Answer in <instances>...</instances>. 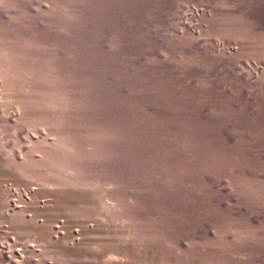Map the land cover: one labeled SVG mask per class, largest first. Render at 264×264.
<instances>
[{
  "label": "rangeland",
  "instance_id": "1",
  "mask_svg": "<svg viewBox=\"0 0 264 264\" xmlns=\"http://www.w3.org/2000/svg\"><path fill=\"white\" fill-rule=\"evenodd\" d=\"M0 264H264V0H0Z\"/></svg>",
  "mask_w": 264,
  "mask_h": 264
},
{
  "label": "bare ground",
  "instance_id": "2",
  "mask_svg": "<svg viewBox=\"0 0 264 264\" xmlns=\"http://www.w3.org/2000/svg\"><path fill=\"white\" fill-rule=\"evenodd\" d=\"M67 2H68V1H67ZM82 3H83V2H82ZM76 4H77V3H76ZM55 10H56V9H55ZM56 13H57V12H56ZM64 36H65V35H64ZM40 47H41V46H40ZM77 83H78V82H77ZM62 84H63V82H62ZM68 85H69V84H68ZM64 86H65V85H64ZM61 87H62V86H61ZM64 89H65V88H64ZM67 90H68V89H66V91H67ZM60 92H61V91H60ZM71 93H72V92H71ZM72 94H74V93H72ZM62 95H63V94H62ZM70 98H71V97H70ZM70 98H69V99H70ZM67 102H68V101H67ZM71 103H72V102H71ZM72 104H74V103H72ZM75 104H76V103H75ZM77 104H78V103H77ZM68 105H69V104H68ZM70 105H71V104H70ZM72 106H73V105H72ZM67 107H69V106H67ZM82 108H83V107H82ZM83 116H84V115H83ZM105 120H106V119H105ZM106 121H107V120H106ZM122 123H123V122H122ZM82 124H83V123H82ZM113 126H114V125H113ZM100 137H101V136H100ZM100 137H98V139H99ZM95 138L97 139V137H95ZM98 139H97V140H98ZM98 142H99V140H98ZM98 145H99V144H98ZM97 147H98V146H97ZM104 151H105V150H104ZM99 152H100V151H99ZM102 152H103V150H102ZM106 152H107V151H106ZM136 152H137V151H136ZM100 153H101V152H100ZM127 153H128V152H127ZM103 154H104V153H103ZM107 154H109V153H107ZM107 154H106V155H107ZM110 154H111V153H110ZM95 156H96V155H95ZM112 156H115V155H112ZM112 156L110 155V157H108V159H110V161L107 162V161L105 160V162L110 163V165L108 164L109 167L112 168V170H113L116 174H118V175H119V174H124V173H126V171L128 172V169H126V170L124 169L125 172L123 171V172H124V173H123V172H122V168L118 167V166H119V163L129 164V161H126V157H125V160H122V159H121V160H119V161H121V162L116 163L117 161H116V160L114 159V157H112ZM101 158H102V157H101ZM120 158H123L122 155H121V157H119V159H120ZM104 159H105V157H104ZM104 159H103V160H104ZM100 160H101V159H100ZM133 160H134V159H133ZM115 161H116V162H115ZM98 162H99V160H98ZM102 162H103V161H102ZM107 163H106V165H107ZM112 163H113L114 165H111ZM103 164H104V162H103ZM133 164H134V163H133ZM129 165H130V164H129ZM107 168H108V167H106V169H107ZM98 169H100V168L98 167ZM129 170H131V168H130ZM113 171H112V173H114ZM120 171H121V172H120ZM132 171H133V170H132ZM115 173H114V174H115ZM108 174H109V173H108ZM136 174H137V173H136ZM112 175H113V174H112ZM114 177H116V175H115ZM118 177H119V176H118ZM130 177H132V176H130ZM133 177H134V176H133ZM107 181H108V180H107ZM111 181H112V180H111ZM113 182H114V181H113ZM129 184H130V183H129ZM114 185H115V184H114ZM114 185H113V186H114ZM132 185H133V184H132ZM116 186H117V185H116ZM133 186H134V185H133ZM137 186H138V185H137ZM233 187H234V186H233ZM241 188H242V187H241ZM118 189H119V188H118ZM159 198H160V197H159ZM165 198H166V197H165ZM45 199H46V198H45ZM162 199H163V198H162ZM159 201H160V200H159ZM51 204H52V203H51ZM51 204H48V205H47V210H48L47 212H50V214H52V213H57V214H58V211H57V209H56L57 207L55 208V207L52 206ZM54 205H55V204H54ZM60 210H61V209H60ZM55 215H56V214H55ZM53 216H54V215H53ZM70 216H71V215H70ZM58 217H59V216H58ZM71 217H72V216H71ZM54 218H56V217H54ZM59 218H60V217H59ZM73 220L75 221L76 219H73ZM78 223H79V222H78ZM78 223H77V224H78ZM72 224H73V223H72ZM80 225H81V224H80ZM72 227H73V226H72ZM78 227H79V226H78ZM78 227H76V228H78ZM81 228H82V227L80 226V229H81ZM82 230H84V232H83V231H80V230H78V231L84 233L85 236H88V235H89V232H90V231H89V229H88L87 227H84V229H82ZM223 235H224V234H223ZM225 235H226V234H225ZM94 239H95V238H94ZM95 240H96V239H95ZM218 246H219V245H218ZM226 246H227V245H226ZM222 247H224V245H223ZM228 247H229V246H228ZM218 248H219V247H218ZM211 249H212V248H211ZM216 251H217V250H216ZM213 252H214V251H213ZM223 252H224V251H223ZM230 253H231V252H230ZM220 254H221V253H220ZM224 254H226V253H224ZM214 255H215V254H214ZM208 256H209V255H208ZM218 256H219V255H218ZM200 257H201V256H200ZM223 257H224V256H223ZM227 259H228V258H227ZM202 260H203V259H202ZM209 260H210V259H209ZM215 260H216V259H215Z\"/></svg>",
  "mask_w": 264,
  "mask_h": 264
},
{
  "label": "water",
  "instance_id": "3",
  "mask_svg": "<svg viewBox=\"0 0 264 264\" xmlns=\"http://www.w3.org/2000/svg\"><path fill=\"white\" fill-rule=\"evenodd\" d=\"M181 198H182V197H181ZM181 198H178V199H181ZM183 199H184V198H183ZM186 202H187V200H185V199L182 201L183 204L186 203Z\"/></svg>",
  "mask_w": 264,
  "mask_h": 264
}]
</instances>
